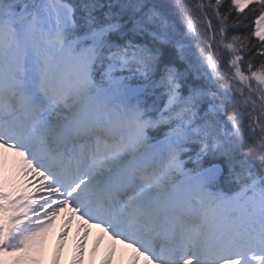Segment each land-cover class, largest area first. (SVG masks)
I'll return each mask as SVG.
<instances>
[{
	"label": "snow or ice",
	"instance_id": "obj_1",
	"mask_svg": "<svg viewBox=\"0 0 264 264\" xmlns=\"http://www.w3.org/2000/svg\"><path fill=\"white\" fill-rule=\"evenodd\" d=\"M62 212L49 264H264V0H0V264Z\"/></svg>",
	"mask_w": 264,
	"mask_h": 264
},
{
	"label": "bare ground",
	"instance_id": "obj_2",
	"mask_svg": "<svg viewBox=\"0 0 264 264\" xmlns=\"http://www.w3.org/2000/svg\"><path fill=\"white\" fill-rule=\"evenodd\" d=\"M7 165L8 166L12 165V161L8 160L7 161ZM7 168L8 167L5 166V172H4V174L7 173ZM6 178L8 180H10V181H14V180H16L17 177L14 176V175H7ZM64 219L65 218H63L61 221H58L57 220L56 223H53V226H52V228H53V232H52L53 233V237H57V234L61 231L62 227L64 226ZM58 225H61V226L58 227ZM68 226H70V225H68ZM79 235H80L79 232H77L75 230H73L72 232H69V229H68V235H67V237L65 238V240L63 242L64 243V248H63L62 252H65V250H66L65 248H66L67 245H71L72 250H68V251L71 252V255H72V253L75 250L76 243H77V240H78ZM96 235L89 236L87 238L86 242H85V255L88 253L90 255V259L91 260L96 259L97 256H99V255H101L100 259H102L103 256H104V253L109 248V245L106 242L103 241L100 244V246L98 247V249L95 252V254H93L92 247H93V241H94ZM46 246H47V242L44 240V242H43V248L46 247ZM43 248H42V254H43L44 251H46V250H43ZM120 255H121V252L116 251V264H119L120 258L117 259V257H119Z\"/></svg>",
	"mask_w": 264,
	"mask_h": 264
}]
</instances>
